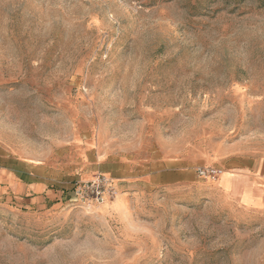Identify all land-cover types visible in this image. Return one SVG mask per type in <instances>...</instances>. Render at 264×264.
I'll list each match as a JSON object with an SVG mask.
<instances>
[{"label":"rangeland","instance_id":"1","mask_svg":"<svg viewBox=\"0 0 264 264\" xmlns=\"http://www.w3.org/2000/svg\"><path fill=\"white\" fill-rule=\"evenodd\" d=\"M263 155L264 0H0V264H264Z\"/></svg>","mask_w":264,"mask_h":264},{"label":"crops","instance_id":"2","mask_svg":"<svg viewBox=\"0 0 264 264\" xmlns=\"http://www.w3.org/2000/svg\"><path fill=\"white\" fill-rule=\"evenodd\" d=\"M226 172L232 175V181L234 183L228 194L235 196L241 201L242 208L247 211H264V155L253 164L244 163L240 167L232 169L231 171L227 170ZM18 183L25 184V186L28 184L29 189L33 192H41V190L37 191L35 188L37 184L30 183L29 185V183H24L22 180H18ZM50 191L49 189V197L53 195ZM245 193L250 195L249 202L243 201V195Z\"/></svg>","mask_w":264,"mask_h":264},{"label":"built area","instance_id":"3","mask_svg":"<svg viewBox=\"0 0 264 264\" xmlns=\"http://www.w3.org/2000/svg\"><path fill=\"white\" fill-rule=\"evenodd\" d=\"M223 171L215 166H205L198 169V173L202 178H217ZM114 193L112 182L106 176H99L94 181L77 184L75 187V196L90 200L95 198L97 201H105V199ZM107 200V199H106Z\"/></svg>","mask_w":264,"mask_h":264}]
</instances>
